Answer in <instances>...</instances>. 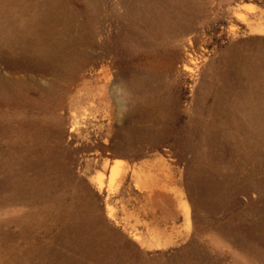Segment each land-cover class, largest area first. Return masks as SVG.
Returning a JSON list of instances; mask_svg holds the SVG:
<instances>
[{
    "label": "rangeland",
    "instance_id": "rangeland-1",
    "mask_svg": "<svg viewBox=\"0 0 264 264\" xmlns=\"http://www.w3.org/2000/svg\"><path fill=\"white\" fill-rule=\"evenodd\" d=\"M0 264H264V0H0Z\"/></svg>",
    "mask_w": 264,
    "mask_h": 264
},
{
    "label": "bare ground",
    "instance_id": "bare-ground-1",
    "mask_svg": "<svg viewBox=\"0 0 264 264\" xmlns=\"http://www.w3.org/2000/svg\"><path fill=\"white\" fill-rule=\"evenodd\" d=\"M191 171V173H192V170H190ZM189 172V171H188ZM197 173V172H196ZM195 176V175H194ZM197 176V175H196ZM103 186V185H102ZM100 188H101V186H100ZM102 190V189H101ZM110 213V212H109ZM112 231V230H111ZM114 232V231H113Z\"/></svg>",
    "mask_w": 264,
    "mask_h": 264
}]
</instances>
